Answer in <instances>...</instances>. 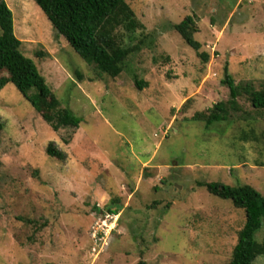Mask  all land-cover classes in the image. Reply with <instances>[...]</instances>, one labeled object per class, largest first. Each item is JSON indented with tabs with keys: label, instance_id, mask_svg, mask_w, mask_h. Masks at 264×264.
I'll list each match as a JSON object with an SVG mask.
<instances>
[{
	"label": "rangeland",
	"instance_id": "obj_1",
	"mask_svg": "<svg viewBox=\"0 0 264 264\" xmlns=\"http://www.w3.org/2000/svg\"><path fill=\"white\" fill-rule=\"evenodd\" d=\"M5 1L21 51L81 122L54 131L12 83L0 90V264H228L244 211L198 182L264 193V108L242 95L208 128L192 116L228 99L225 66L235 83L264 79V0H125L142 27L119 29L139 49L116 77L33 0ZM186 15L207 61L174 28Z\"/></svg>",
	"mask_w": 264,
	"mask_h": 264
},
{
	"label": "trees",
	"instance_id": "obj_2",
	"mask_svg": "<svg viewBox=\"0 0 264 264\" xmlns=\"http://www.w3.org/2000/svg\"><path fill=\"white\" fill-rule=\"evenodd\" d=\"M33 1L47 16L56 32L96 72L110 77L118 76L128 55L139 49L138 43L124 45L119 32L122 28L130 34L142 27L125 0ZM174 28L203 61L208 60L206 52H199L201 44L194 37L198 26L192 15H186ZM20 45L21 40L14 32L12 11L5 0H0V90L7 83H12L30 105L42 113L54 131L67 127L78 128L81 117L69 107L61 105L34 61L23 54ZM221 82L228 87V99L219 100L207 112H195L192 116V119L204 121L205 128L226 120L230 111H238L239 96L245 95L256 109L264 108V79L259 82V87L251 81L235 83L225 66ZM134 83L137 88H142V81L135 79ZM45 151L49 157L58 160L65 157L64 152L52 142L48 143ZM198 185L216 197L230 200L234 207L244 211V221L237 231L228 264H251L257 256L264 255V193L247 183L199 181ZM108 211L117 214L119 208H108ZM260 229L263 230V236L258 240L255 234ZM137 264L146 262L140 259Z\"/></svg>",
	"mask_w": 264,
	"mask_h": 264
},
{
	"label": "built area",
	"instance_id": "obj_3",
	"mask_svg": "<svg viewBox=\"0 0 264 264\" xmlns=\"http://www.w3.org/2000/svg\"><path fill=\"white\" fill-rule=\"evenodd\" d=\"M166 131H167V128L166 129H163V134H166Z\"/></svg>",
	"mask_w": 264,
	"mask_h": 264
}]
</instances>
